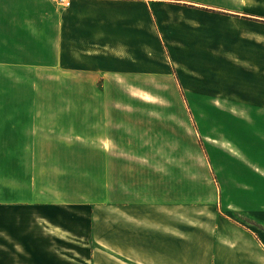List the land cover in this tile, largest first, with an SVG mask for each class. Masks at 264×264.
<instances>
[{
  "label": "crops",
  "instance_id": "obj_1",
  "mask_svg": "<svg viewBox=\"0 0 264 264\" xmlns=\"http://www.w3.org/2000/svg\"><path fill=\"white\" fill-rule=\"evenodd\" d=\"M0 55L16 63L12 60L5 69L31 64L36 70L59 72L64 78L57 84L72 87V96L58 101L83 102L84 111L69 109L64 112L69 121H57L52 150L70 165H76L72 156L80 151L88 168L104 167L98 203L138 220L120 221L116 227L123 238L110 245L122 256L117 264L187 263L188 251L201 245L194 231L201 230L175 223L173 215L204 204L220 211L216 165L200 147L195 129L191 147L182 138L189 129L172 127L171 107L159 121L147 110L130 107L199 101L263 106L264 0H71L68 7L54 0H0ZM80 87L98 90L78 94ZM93 103L103 110L92 109ZM140 119L153 123L144 126ZM174 131L180 135L175 141ZM191 150L198 155L190 157ZM94 151L100 154L99 164L93 163ZM21 190L14 192L13 180L6 176L4 203L41 200L31 189L29 194ZM88 196L91 206L92 194ZM28 208L0 206V264H19L13 260L16 247L36 246L44 253L51 240H60L42 239L40 232L50 228L46 223L52 231L62 226L46 221L45 215L31 218V237L14 240L13 216L28 215ZM224 224L216 227L229 232L230 243L212 241L214 264H264V228L259 234L240 229L245 237L237 239L232 237L237 227ZM62 230L72 232V222ZM174 230L186 237L168 232Z\"/></svg>",
  "mask_w": 264,
  "mask_h": 264
},
{
  "label": "rangeland",
  "instance_id": "obj_2",
  "mask_svg": "<svg viewBox=\"0 0 264 264\" xmlns=\"http://www.w3.org/2000/svg\"><path fill=\"white\" fill-rule=\"evenodd\" d=\"M6 57L0 55V206L13 207L14 210H20L23 206L29 207L28 211H25L29 213L28 215L13 216L14 240L28 239V235L31 237L34 233L31 229L35 228L31 218L34 219L37 215H45L46 221L59 223L62 225L61 230L67 229L72 222V232L57 228L56 231H52V225L46 223L52 230L49 228L40 232L42 239L55 237L60 240L57 243L51 240V246L44 253L36 246L16 247L14 262L27 264L25 260L29 259L31 264L34 262L37 264L38 258L43 260L42 264L121 262L122 256H119L116 247L110 246L123 242L121 241L123 238L117 236L116 227L120 225V221L139 223L138 220L128 219L127 216L119 214V208L116 206L105 207L104 210L98 203L101 188L104 186V167L88 168L82 159L84 154L80 151L74 152L72 156L76 165H70L59 157L60 152L52 150L56 146L54 132L57 130L55 128L57 121L66 124L69 119L64 112L69 109L84 111L83 102L58 101L60 97L72 96V87L57 84L64 78L59 72L36 70L30 68L31 64L28 68L21 66L18 69H5L13 60ZM15 64L13 60V66ZM96 90L98 88L80 87L76 92L96 94ZM133 105L134 107H130L131 110L137 112L147 110L156 121L163 120L165 111L171 107L175 113L172 127L189 129L187 136L182 135L189 145L194 142L192 128L195 129L200 147L204 148L205 153L210 155L216 165L214 168L217 178L216 200L219 195L220 211L218 206L204 204L173 215L175 223L202 231H194V238L197 244L201 245L188 251L185 256L188 257V262L184 264H214L212 241H215L214 244L229 245L231 238L229 232L219 231L217 227H220V223L221 225L225 223L224 226L231 224L237 227L236 232L234 229L232 231L235 232L232 237L237 239L245 237L244 229L250 230L253 234L262 232L264 105L202 101L173 106L167 104L166 108L163 107L164 104L156 103ZM92 107L97 111L104 108L102 104L94 103ZM6 114L12 115V118H6ZM72 122L77 125L80 120L72 119ZM140 122L147 123L144 126L153 123L152 120L141 119ZM8 128L10 133L7 131ZM175 132L177 131L172 135L174 141L180 137ZM7 148L11 151L6 154ZM189 154L192 157L198 155V151L191 150ZM92 160L94 164H99L100 154L92 152ZM89 170L94 171V175ZM6 176L12 178L14 192L16 188L18 190L24 188L23 193L29 194L31 189L41 200L37 202L31 199H14L7 201L6 205L3 198V181ZM90 194L94 203L91 206L85 201ZM71 202L72 215L69 214ZM3 219L0 216L2 228ZM20 226L23 228L20 229ZM168 232L174 236L180 237L182 234L186 237V233L181 230ZM55 233L64 238L56 237ZM188 234H192L191 229ZM188 234L187 237L190 239ZM175 256L176 252L174 258Z\"/></svg>",
  "mask_w": 264,
  "mask_h": 264
},
{
  "label": "built area",
  "instance_id": "obj_3",
  "mask_svg": "<svg viewBox=\"0 0 264 264\" xmlns=\"http://www.w3.org/2000/svg\"><path fill=\"white\" fill-rule=\"evenodd\" d=\"M54 1L61 3L63 6L66 7L71 5V0H54Z\"/></svg>",
  "mask_w": 264,
  "mask_h": 264
}]
</instances>
